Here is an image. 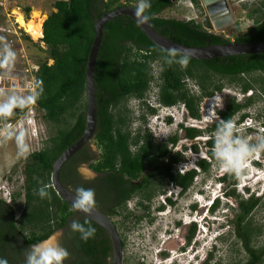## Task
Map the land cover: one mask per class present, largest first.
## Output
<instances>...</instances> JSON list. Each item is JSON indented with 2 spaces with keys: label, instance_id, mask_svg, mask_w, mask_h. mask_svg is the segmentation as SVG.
Listing matches in <instances>:
<instances>
[{
  "label": "trees",
  "instance_id": "16d2710c",
  "mask_svg": "<svg viewBox=\"0 0 264 264\" xmlns=\"http://www.w3.org/2000/svg\"><path fill=\"white\" fill-rule=\"evenodd\" d=\"M148 2L150 7L143 14L159 33L175 42L195 47L230 42H264L263 2L251 10L252 14L259 15L256 25L244 32L237 27L234 41L224 34L206 29L202 21L162 16L165 10L174 6L172 0ZM191 2L196 7L201 6L200 0ZM133 3L132 0H54V10L44 20L43 32L41 25L39 37L43 35L41 41L46 46L47 56L37 61L31 74L35 82L34 94H37L35 103L43 112L44 120L57 131L51 136L48 146L32 152L28 157L24 169L25 207L20 216H17L11 203L0 197V259L6 260L7 264H25L30 248L58 230L63 231L61 246L68 252L64 264H111L113 246L109 234L96 222L74 211L57 194L52 186L51 174L54 161L78 141L85 130L86 67L96 35L95 23L105 12L120 6L137 7L138 4ZM10 4L11 7L17 5L14 0H10ZM21 9L29 19L31 7ZM22 35L24 39L31 38L29 34L22 32ZM184 57L181 53L158 47L129 16L121 15L105 24L95 67L97 127L93 141L97 147L92 149L91 142H88L64 164L60 175L64 185L74 193L78 188L95 189L94 206L112 216L119 209L126 210L128 200L139 194L142 196L141 205L145 199L151 200L156 190L147 191V188L157 176L180 187L183 194L194 185L199 171H209L211 162L206 157L197 159L196 168L183 172L176 169L175 165L186 159L183 151L173 150L181 140L178 135L161 144L149 130L133 136L127 123L130 118L124 113L125 103L136 99L150 114H155L149 93L153 82H157L154 98L159 105H184L188 117L199 120L202 101L225 88L224 83L213 77H229L238 81L243 94L252 92L243 101L230 97L226 108L218 111V116L221 120L240 115L239 119L243 120L246 115L241 113L254 101L257 93L264 96V53L206 60L187 57L189 62L182 67L177 61ZM156 66L159 68L157 74L154 72ZM254 72L263 75L259 81L260 89L247 79ZM189 81L193 82L197 92L189 88ZM24 110L26 112L27 107ZM219 121L209 132L215 131ZM180 128L190 141L204 133L203 129L194 126L181 124ZM207 144L210 147L207 155L214 159L212 137ZM189 147L199 152L196 143H190ZM84 163L89 164L98 178H82L78 168ZM147 169L149 172L145 174ZM220 179L228 183L226 195L238 199L237 207H231L234 217L229 222L232 224L231 232L249 256L245 264H264V244L258 248L253 245L257 231L250 218L264 194H249L244 198L236 191L234 174L226 173ZM44 185L48 186V197L42 199L37 195V189ZM21 196L19 192L14 199ZM168 202L173 203L169 198ZM218 204L219 201L214 209ZM73 221L94 228L95 235L82 240L80 234L71 229ZM195 231L196 225L193 224L189 241Z\"/></svg>",
  "mask_w": 264,
  "mask_h": 264
},
{
  "label": "rangeland",
  "instance_id": "374dc122",
  "mask_svg": "<svg viewBox=\"0 0 264 264\" xmlns=\"http://www.w3.org/2000/svg\"><path fill=\"white\" fill-rule=\"evenodd\" d=\"M132 1L133 4L139 3V0ZM227 1L231 10L236 14L239 24L242 25L240 26L241 30L244 31L252 25L248 13L259 3H264V0ZM14 2L20 6V9L11 7V4L10 7L9 4H0V27H4L0 29L2 32L0 37L5 39V44L0 43V63L4 60L6 46L15 53L14 61L10 67L0 66V103L12 95L26 97L34 94V91H26L27 82L32 78L31 74L37 61L43 60L47 56L46 46L41 41L43 35L39 37L38 33L37 39L34 38L18 21V17L22 14L21 8L24 6L31 7L30 18L27 19L23 16L25 22L33 19L35 12L39 14L35 20L37 22L44 21L47 15L54 10V0H14ZM174 2V6L165 10L162 16L202 21L207 14L203 0H200V7L192 4L191 0H174ZM7 14H10L11 18ZM22 32L29 34L30 40L24 39ZM224 34L234 41L237 32L226 30ZM50 62L52 61L50 60ZM25 69H30V72ZM158 70L159 68L156 66L155 74L158 73ZM262 77L261 73L254 72L247 79L251 80L257 89H260L259 81ZM213 78L224 83L225 88L222 92L202 101L200 106L201 119L199 120L188 117L187 111L183 107H161L154 98L157 82H153L149 93L150 103L155 106V114H150L148 109L142 107L136 99L132 98L125 103L124 113L128 114L130 118L127 123L133 136L136 133L144 134L149 130L160 144L167 142L172 136H179L181 140L173 147V150L183 151L186 159L175 165L178 171L183 172L196 167V162L190 163L189 161H195L200 157L208 158L211 167L208 172L199 171V176L195 178L194 185L183 194L180 193V187L157 176L153 178L152 185L147 188V191L156 190L155 194L151 200L145 199L143 202V205L149 208L138 203V200H142V196L139 194L127 203L126 210L119 209L117 214L112 215V220L117 226L121 239L125 241L123 264H245L249 259L241 242L231 232L232 224L229 221L234 217V211L232 212L231 207H237L238 204V199L235 196L223 197L215 207L214 216L211 219L201 221L202 228L199 229L196 226L194 236L190 241L188 240L189 229L193 224L191 220L200 218L199 215L204 211L202 205L207 203L211 194L219 191L220 194L222 189L229 188L228 183H221L218 180L220 176L226 173L221 172L217 162L207 155V151L210 149L207 142L211 137L213 138L215 132H209V130L216 121L220 120L218 111L226 108L230 97L235 96L238 101H243L252 92L243 94L238 86V81L233 78L221 76H214ZM188 83L189 88L197 92L193 82L189 81ZM35 114L37 128L32 131L25 126V143L29 146V152L26 155H18V147L14 137L6 139L5 135L0 134V197L15 207L17 216H20L25 207L23 189L26 174L24 169L27 161H29L28 157L32 152L48 146L51 136L57 131L56 127L44 120L43 112L37 107ZM242 114L246 115L243 120L239 119L240 115L234 117L239 128L237 134L248 139L250 144L258 143L259 138L264 137V96L257 93L254 101ZM181 124L186 127L201 128L204 133L190 141L185 138V131L180 128ZM17 128H23L22 124H17ZM190 143H196L199 149L198 153L190 149ZM90 144L92 149L96 150L97 146L93 140ZM169 147L172 146L169 145ZM187 160L188 162H186ZM78 171L84 180H92L96 176L94 171L89 168V164L81 165ZM148 172L147 169L145 174ZM235 179L236 191L244 198L248 197L249 194L262 196L264 194L262 193L264 189V151L250 158L248 166L242 171L241 179L236 177ZM248 189L249 191H247ZM19 192L22 193V196L14 199V195ZM170 196L175 201V205H169L167 197ZM162 204L164 209L158 211L157 209ZM194 204L197 207V213H193L194 209L191 208ZM127 213H129L128 218L126 217ZM250 218L253 228L257 231L253 245L258 248L264 244V198ZM183 220L186 221L185 225L179 226L180 222H184ZM228 222L229 224L225 227V223ZM219 235L221 236L219 237ZM62 236V230H58L50 238H56L61 245ZM194 240H196L194 250L197 249L195 253L199 254L198 259L191 254L194 252L191 250ZM214 246L216 247L213 249ZM161 250L167 252V255L161 256ZM204 261L205 263H203Z\"/></svg>",
  "mask_w": 264,
  "mask_h": 264
},
{
  "label": "clouds",
  "instance_id": "9594fccd",
  "mask_svg": "<svg viewBox=\"0 0 264 264\" xmlns=\"http://www.w3.org/2000/svg\"><path fill=\"white\" fill-rule=\"evenodd\" d=\"M18 6H13V8ZM150 7L148 0H139V3L136 8V14L139 16L143 13L147 8ZM20 9V7H18ZM24 14L23 11H21ZM22 14L20 16H22ZM25 16V14H24ZM26 17V16H25ZM148 17L144 16V20H147ZM44 22V21H43ZM4 28V27H0ZM42 32H43V24H42ZM2 33V32H0ZM22 39L21 37H19ZM5 39H0L1 44H5ZM15 53L11 51L7 46L5 47V57L0 66L10 67L12 62L14 61ZM182 67H186L188 64V58L184 57L177 61ZM26 63V62H25ZM27 71L30 72V69ZM32 77V75H31ZM26 91H28L26 89ZM37 99V94H32L26 97H20L16 95L9 96L4 102L0 103V117L7 118L12 115L14 108H24L27 107V111L23 112V114L16 116L15 118L10 119L9 121L16 122L18 119H21L23 128H16L10 131H7L5 134L6 139L15 138L17 147H18V155L24 156L29 152V146L25 143V126L30 128L32 131L36 129V114L34 115V121L29 120V105L35 103ZM150 105H153L150 103ZM153 107H155L153 105ZM161 107H165L162 106ZM175 107H183L185 110L186 108L184 105H177L172 106L171 108ZM36 108V103H35ZM32 119V120H33ZM7 121V122H9ZM6 121L0 122V124H6ZM24 123V124H23ZM1 129V128H0ZM30 131V130H29ZM239 132V128L236 125L234 118L228 119H221L217 124L215 132L213 134V147L212 153L215 161L218 164L219 170L224 173L234 174L237 179H241L242 171L244 168L248 166L250 158L254 155H258L261 151H264V137L259 138V142L256 144H250L249 140L246 138L241 137L237 133ZM1 134V131H0ZM195 161H189L196 162ZM188 162V160L186 161ZM196 168V167H194ZM221 177V176H220ZM218 178V180L222 183L223 181ZM47 185H44L37 189V195L40 196L42 199L48 197L47 192ZM246 188V187H245ZM222 193L219 194L213 193L211 197L203 206V213L200 214V218L192 219L191 222L201 229L202 224L201 221L204 219L208 220L215 214L214 206L216 205L217 201H221V199L226 195V190L222 189ZM264 193V189L263 192ZM136 197V196H135ZM134 197V198H135ZM172 196L167 197L171 199ZM133 198V199H134ZM139 203V200H138ZM198 203V202H197ZM94 205V192L91 189H84L78 188L76 189V200L74 202V206L77 209H82L87 212L92 206ZM163 205V204H162ZM161 205V206H162ZM170 205V204H169ZM160 206V207H161ZM193 208V213L196 212V205L194 204L191 206ZM213 210L211 211V209ZM164 209V208H163ZM199 212V211H198ZM192 213V214H193ZM197 213V212H196ZM184 221V220H183ZM186 221L180 222L181 224H185ZM192 224V225H193ZM229 223H225V227ZM224 227V228H225ZM71 229L73 232H78L82 240H88L89 238L95 235V229L92 227H85L78 221H73L71 224ZM221 235H219L220 237ZM196 240L193 241L191 245V250H194ZM216 246L213 247V249ZM197 250V249H196ZM194 250L193 257L196 256L198 259L199 254ZM185 253V252H184ZM68 257V252L65 248H63L56 240V238H49V240L42 242L41 244L34 245L30 248L27 252L25 257V264H64V261ZM205 263V261L203 262ZM0 264H7V261L4 259H0Z\"/></svg>",
  "mask_w": 264,
  "mask_h": 264
},
{
  "label": "water",
  "instance_id": "95a60500",
  "mask_svg": "<svg viewBox=\"0 0 264 264\" xmlns=\"http://www.w3.org/2000/svg\"><path fill=\"white\" fill-rule=\"evenodd\" d=\"M174 2V0H172ZM206 5L207 15L203 17V26L208 30L219 31L230 24L227 21L230 16L222 17V12L227 11L226 1L220 0H203ZM216 1H219L216 3ZM223 4V5H222ZM136 6H120L115 10L105 12L95 23L96 35L89 53L86 67V126L85 130L78 141L65 149L60 156L54 161L51 174L52 186L57 194L69 204V206L77 213L96 222L102 226L110 236L113 246L112 264H122L123 261V242L120 233L114 221L99 210L94 205L85 212L82 209H77L74 206L76 193L61 181V170L64 164L75 155L85 144L91 142L94 138L97 127V101H96V85H95V67L99 54L101 42L103 39V30L107 22L115 17L126 15L131 17L143 32L160 48L181 53L186 57L206 60L230 55H242L253 53H264V42L256 43H237L230 42L225 44H208L205 46H188L182 43L175 42L161 33H159L149 22L144 20V14L139 16L136 14ZM224 14V13H223ZM51 237V236H50ZM49 237V238H50ZM48 238V239H49ZM46 239V240H48ZM45 240V241H46ZM44 242V241H43ZM42 243V242H41Z\"/></svg>",
  "mask_w": 264,
  "mask_h": 264
},
{
  "label": "flooded vegetation",
  "instance_id": "af4514ba",
  "mask_svg": "<svg viewBox=\"0 0 264 264\" xmlns=\"http://www.w3.org/2000/svg\"><path fill=\"white\" fill-rule=\"evenodd\" d=\"M220 1H223V0H220ZM226 1V4L228 5L227 6V11L228 12H226V10L224 11V12H222V17H224V18H226L227 16H230V18L227 20V21H229L230 22V24H228L227 26H225L223 29H221V30H219V31H215V32H217V33H220V34H224V32L226 31V30H229V31H236V29H237V27H239L240 28V30L242 29L240 26H242L241 24H239V20H237V17H236V14L231 10V8H230V5H229V3H228V1L227 0H225ZM219 1H216V3H218ZM205 5V4H204ZM223 5V4H222ZM205 7H206V5H205ZM207 10V9H206ZM224 13V14H223ZM261 14H262V12H261ZM207 15V14H206ZM248 16L250 17V19L252 20V25L250 26V28H252L253 26H255L256 25V20H257V17L259 16L257 13H251V12H249L248 13ZM203 21V20H202ZM248 30V29H247ZM247 30H245V31H247ZM212 31H214V30H212ZM243 32H244V30H242ZM225 35V34H224ZM25 70H28V69H25ZM25 110H24V108H19V107H17V108H14L13 109V113H12V115L11 116H9V117H7V118H4V117H0V119H1V121L0 122H2V121H4V120H7V119H12V118H15L16 116H18V115H21V114H23V112H24ZM82 165H88V164H86V163H84V164H82ZM79 169V168H78ZM95 174H96V176L94 177V179H96V178H98V174L96 173V172H94ZM93 179V180H94ZM93 192H94V197L96 196V190L95 189H91ZM180 193H182V189H180ZM100 199V198H99ZM133 198H130L129 200H128V202L130 201V200H132ZM170 199V198H169ZM172 200V199H171ZM173 201V200H172ZM127 202V203H128ZM140 202H142V201H139V204H140ZM169 204L170 205H175L176 203H175V201H173V203H170L169 202ZM127 206V205H126ZM141 206H143L144 207V205H141ZM161 207H164L163 205L161 206ZM100 210V209H99ZM158 211H161V210H163V209H160V208H158L157 209ZM102 212H104V211H102ZM105 213V212H104ZM106 214V213H105ZM108 215V214H107ZM108 216H110V215H108ZM110 218L112 219V216H110ZM182 224L181 223H179V226H181ZM185 225V224H184ZM190 230V229H189ZM62 234H63V231H62ZM123 242V253H124V246H125V241H122ZM124 255V254H123ZM167 255V252H165L164 250L162 251L161 250V256H166ZM164 259V258H163ZM111 264H112V259H111ZM122 264H123V261H122Z\"/></svg>",
  "mask_w": 264,
  "mask_h": 264
},
{
  "label": "built area",
  "instance_id": "2783aa9c",
  "mask_svg": "<svg viewBox=\"0 0 264 264\" xmlns=\"http://www.w3.org/2000/svg\"><path fill=\"white\" fill-rule=\"evenodd\" d=\"M0 4H3V5L9 4V7H10V0H0ZM7 15L10 17V14H7ZM23 16H24V14H22V17ZM0 39H1V37H0ZM26 89L28 91H34V89H35V82H34V79L33 78H31L30 80H28ZM28 112H29V115H30L29 120L31 122L34 121L33 118H34V115H35V103L29 105ZM17 124L18 125H21L22 124L21 119H18L16 122L9 121L6 124H0V128H1L0 131H1L2 134H4L7 131H10L12 129H16L17 128Z\"/></svg>",
  "mask_w": 264,
  "mask_h": 264
},
{
  "label": "bare ground",
  "instance_id": "6f19581e",
  "mask_svg": "<svg viewBox=\"0 0 264 264\" xmlns=\"http://www.w3.org/2000/svg\"><path fill=\"white\" fill-rule=\"evenodd\" d=\"M39 14L35 12L33 14V19L29 20L28 22L24 21L23 17L19 16L18 21L21 23V25L25 26L27 32H30L34 38L37 39L40 26L42 25V21H36L35 18H38ZM37 126V125H36Z\"/></svg>",
  "mask_w": 264,
  "mask_h": 264
}]
</instances>
